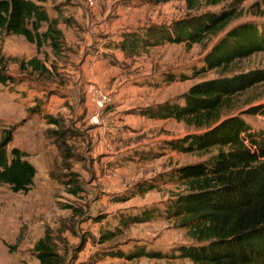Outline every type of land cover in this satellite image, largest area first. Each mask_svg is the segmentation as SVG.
I'll return each instance as SVG.
<instances>
[{
  "label": "rangeland",
  "instance_id": "1",
  "mask_svg": "<svg viewBox=\"0 0 264 264\" xmlns=\"http://www.w3.org/2000/svg\"><path fill=\"white\" fill-rule=\"evenodd\" d=\"M80 1L86 4L90 0H46L44 7H69ZM92 3L95 6H90V12L95 13L97 6L102 18L110 12L117 14L108 17V29L93 37L87 47L88 52L110 65H117L115 57L122 53L115 37L123 40L130 32L143 36L147 31L169 29L176 22L204 13L219 15L234 5L230 0L190 10L185 0H92ZM117 5L121 7L120 14ZM238 7L236 17L225 31L212 35L204 43L191 47L167 43L139 48L135 54L123 53L125 68L120 82L127 79L143 89L140 101L135 99L133 105L146 106L143 111L156 110L163 103L182 105L184 94L200 82L264 70V53H258L235 62L227 70L200 72L206 55L228 31L243 23L264 29V3L245 0ZM98 18L94 21L99 22ZM68 22L70 29L62 33L56 54L49 41L39 48L21 36L0 40V73L6 78L5 83L0 82V142L11 131L8 153L14 148L25 152L26 160L36 169L34 185L28 193H15L0 183V264H39L35 245L46 235L65 264H93L92 259L101 253L142 249L158 253L161 258L143 256L141 260H133L136 264H192L180 256V249L194 243L188 231L167 216V209L187 189L176 179L179 169L207 162L217 151L203 155L175 149L173 143L195 131L170 120L163 126L166 143L148 145L147 152L141 150L144 146L138 147L106 165H100V161L95 165L89 155L87 128L73 122L69 111L74 109L68 102L65 111L61 100L53 101L54 94L61 95L62 91L73 94L70 73L78 55L73 40L78 31L86 32L85 25H77L72 18ZM119 25L124 28L118 29ZM103 41L111 47H101ZM33 59L45 67L44 72L35 71L28 64ZM114 81L107 84V92L114 93L118 85ZM106 94L112 103V95ZM262 107L264 84L239 96L231 114L241 116L254 132L264 134V117L248 114L249 109ZM147 139L150 138L145 133L128 141L130 145ZM75 184L80 188L77 194L72 192ZM147 212L150 220H142ZM84 243L82 258L78 249Z\"/></svg>",
  "mask_w": 264,
  "mask_h": 264
},
{
  "label": "trees",
  "instance_id": "2",
  "mask_svg": "<svg viewBox=\"0 0 264 264\" xmlns=\"http://www.w3.org/2000/svg\"><path fill=\"white\" fill-rule=\"evenodd\" d=\"M185 1L190 10H197L202 4L216 6L230 0ZM232 1L234 5L219 15L204 13L176 22L169 29L147 31L143 36L130 32L123 37L121 50L135 54L139 48L167 43L187 47L204 43L225 31L245 0ZM45 2L0 0V40L21 36L39 48L49 41L58 53L62 32L57 21L49 19L42 6ZM44 23L49 27L40 33ZM258 53H264V29L243 23L218 41L206 55L200 72L227 70L235 62ZM28 64L35 71H45L35 59ZM0 82H6L2 73ZM261 84L264 70L208 80L193 85L184 94L182 105L164 103L145 112L152 118L173 119L194 129L195 133L173 143L180 152L204 155L217 151L207 162L179 169L176 179L187 189L167 209V216L176 219L194 243L180 249V256L192 264H264V134L254 132L241 116L231 114L235 100ZM248 114L264 117V107L249 109ZM11 141L12 132L7 131L0 142V183L15 193H28L34 185L36 169L26 160L25 152L14 148L8 153ZM74 188L72 192L77 194L78 184ZM148 215L143 213L142 220H150ZM85 246L82 244L78 252ZM35 251L39 264H65L49 235L35 245ZM120 255L128 260L161 258L144 249Z\"/></svg>",
  "mask_w": 264,
  "mask_h": 264
},
{
  "label": "crops",
  "instance_id": "3",
  "mask_svg": "<svg viewBox=\"0 0 264 264\" xmlns=\"http://www.w3.org/2000/svg\"><path fill=\"white\" fill-rule=\"evenodd\" d=\"M71 4L72 5H69V7L68 5L60 7L53 6L48 9L44 7L46 6L45 3L42 4L49 19L51 21H57V28L62 33H66L67 30L70 29L68 21L71 18L77 22V25L81 27L83 25L86 26V32L78 31V34L73 40L76 44L74 50L78 53L75 59L76 63L73 65L74 67L71 69L70 73L71 79L73 80L72 93L74 95L71 94V91L68 93L62 91L61 95L54 94L53 101L56 99L61 100L63 110L65 111L67 110L66 103L68 102L71 108L74 109V111H69L73 122L87 128L91 143L89 155L93 161L95 160V165H99L97 164L98 161H100V165H106L120 154L129 153V151L138 147L144 146L145 148L141 150L147 152L149 150L148 148L155 144L159 145L160 143H166L163 126L167 121L173 119L152 118L149 114H145L147 110H143L147 108L146 106L143 107L141 104L137 103L133 105L135 99L140 101L143 90L142 87L140 88L133 83H128L127 79H123V82H120L122 78V69L125 68L123 66L125 63L123 53L125 52L122 51V53L116 55L115 62L117 65H110L106 61H103L101 57H98V55L88 52L90 49L87 47L91 44L93 37L102 34L108 29V17H117V14L110 12L107 13L106 17L102 18L101 15H99L100 13L98 12L97 6L95 7V13H91L90 11L92 8L90 6H95L92 0L86 4L83 2L80 4L72 2ZM117 7V12L120 14L121 7L118 5ZM98 16V19L101 20L95 22V17ZM119 26L120 27H117L118 29L124 28L122 25ZM48 27V23L43 24L41 28L43 29V33L47 31ZM99 29L102 31L100 33L96 32L99 31ZM123 33L124 31L120 33V36H122ZM86 37L89 38V40H85ZM115 40H117L116 45L120 46L122 38L115 37ZM105 45H108L106 41L101 42V47ZM108 46L111 47V45ZM62 68L64 69L65 67ZM112 80H115L116 84H118L114 87V93L111 91V93L107 92L109 88L107 84ZM96 89H100L104 93H109L113 97V102L105 110H99L96 107L94 94V90ZM75 99L77 100L74 102L73 100ZM136 106L140 107L137 108ZM145 133H147L150 139L139 141L136 144L130 142L129 145L128 140L135 136L139 137L144 135ZM148 145L150 146L147 147ZM167 147V144H165V148ZM102 168H104V166H102ZM102 168L99 170L101 175ZM83 251L80 252V257L82 258L85 257ZM129 252L132 253L135 251L101 253L94 257L92 262L93 264H136L133 260H141L143 258L142 256L129 261L126 256L120 255H129ZM88 254L95 255L96 253L95 251H88ZM86 257H88V255H86Z\"/></svg>",
  "mask_w": 264,
  "mask_h": 264
},
{
  "label": "built area",
  "instance_id": "4",
  "mask_svg": "<svg viewBox=\"0 0 264 264\" xmlns=\"http://www.w3.org/2000/svg\"><path fill=\"white\" fill-rule=\"evenodd\" d=\"M96 107L99 110H105L111 104L110 95L104 93L100 89L94 90Z\"/></svg>",
  "mask_w": 264,
  "mask_h": 264
}]
</instances>
